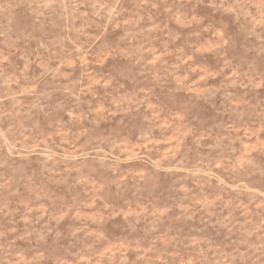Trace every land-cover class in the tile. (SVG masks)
Listing matches in <instances>:
<instances>
[{
    "label": "rangeland",
    "instance_id": "rangeland-1",
    "mask_svg": "<svg viewBox=\"0 0 264 264\" xmlns=\"http://www.w3.org/2000/svg\"><path fill=\"white\" fill-rule=\"evenodd\" d=\"M117 11L80 35L83 19L41 27L0 0V264H252L264 164L230 168L264 149V28L225 16L228 31H200L193 17H220L194 0ZM113 32L120 96L143 104L127 128L93 123L107 105L90 108L99 85L81 69Z\"/></svg>",
    "mask_w": 264,
    "mask_h": 264
},
{
    "label": "clouds",
    "instance_id": "clouds-1",
    "mask_svg": "<svg viewBox=\"0 0 264 264\" xmlns=\"http://www.w3.org/2000/svg\"><path fill=\"white\" fill-rule=\"evenodd\" d=\"M24 2L29 5L31 14L34 15L36 22L41 27L46 25L56 27L59 20H67L68 18L73 20L83 19L85 21L84 28L75 29L80 35H86V29L93 25L95 30L103 32L105 21H114L115 17L119 15L117 8L121 5V0H24ZM194 3L195 6H205L220 17L216 20L206 17L200 19L193 17L190 23L197 24L200 31H211L217 34L221 29L228 31V25L223 19L225 16L230 20H243L252 27L253 31L257 28H264V0H194ZM79 5H87V7L79 11L77 16L75 13L78 11L77 6ZM120 39L121 37L115 32L102 39L96 49L99 55H93L91 62L85 58L81 62V69L86 75L93 77L94 84L99 85L92 92L94 99L90 103V108H95L101 103L107 105L102 113L95 114L93 123L96 122V119H103L113 121L117 127L127 128L129 125L125 121L128 120L131 123V119L141 115L139 107H142L143 104H138L135 111H133L128 98L120 96L121 91H127L119 87L121 73L116 67L125 63V59L119 51ZM176 39H180V37H176ZM217 55H220V53H217ZM109 58L111 63L108 62ZM186 63L187 61H183L182 66ZM188 67L191 68V65ZM191 70L197 71L195 68H191ZM200 79L204 80L206 76H201ZM83 91L85 90L81 89V92ZM74 95H76L77 100H80L79 93H74ZM175 102L174 99H169V103ZM149 107L153 108L154 111L158 110L151 103H149ZM89 114L92 115L91 112ZM262 158H264V149L257 156H252V150L250 149L246 153V158L238 159L236 164L230 168V173L239 176L241 170L245 174L261 171V164H264ZM165 170L170 171L171 169ZM261 195H264V193H261ZM188 218L192 219V216ZM40 240H44V237L41 236ZM0 252L8 253V249L0 244ZM249 252L241 254L242 258L251 260L252 264H256V261L260 259L257 253L264 255V244L259 247H250ZM4 259H7V257H4Z\"/></svg>",
    "mask_w": 264,
    "mask_h": 264
}]
</instances>
